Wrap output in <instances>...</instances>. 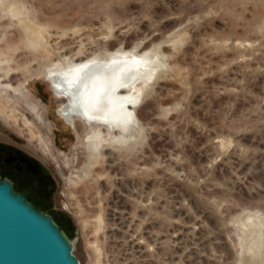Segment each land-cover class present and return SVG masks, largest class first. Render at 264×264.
Here are the masks:
<instances>
[{"label":"rangeland","instance_id":"1","mask_svg":"<svg viewBox=\"0 0 264 264\" xmlns=\"http://www.w3.org/2000/svg\"><path fill=\"white\" fill-rule=\"evenodd\" d=\"M134 49L158 67L98 165L40 68ZM0 60V139L50 169L80 264H264V0H0Z\"/></svg>","mask_w":264,"mask_h":264},{"label":"bare ground","instance_id":"2","mask_svg":"<svg viewBox=\"0 0 264 264\" xmlns=\"http://www.w3.org/2000/svg\"><path fill=\"white\" fill-rule=\"evenodd\" d=\"M12 13L18 15L15 10ZM25 29L34 38L33 42L26 44L27 49L34 46L47 53L48 42L45 41L44 31L31 25L26 26ZM149 52L140 54L136 50H113L84 61L68 57L67 59L63 57L66 60H61L55 59L54 56L44 59L47 66L40 69L43 70L42 73L49 82L52 93L61 98L63 106L60 107L59 114L66 124L73 126L76 120L89 130L86 143L92 154L91 160L98 165L105 162L104 156L111 147L115 150L131 148L130 144L134 136H132L134 111L130 109V105L136 108V95L133 91L138 87L141 88L142 85L132 86L136 82L141 84L147 82L151 72L158 67V63L156 64V60L150 57ZM1 64L2 60H0ZM24 83L25 80L19 84V87ZM260 239L263 242V237ZM259 247L258 242L256 248L254 246L255 251ZM252 250L254 249L250 251Z\"/></svg>","mask_w":264,"mask_h":264},{"label":"water","instance_id":"3","mask_svg":"<svg viewBox=\"0 0 264 264\" xmlns=\"http://www.w3.org/2000/svg\"><path fill=\"white\" fill-rule=\"evenodd\" d=\"M62 227L0 179V264H80Z\"/></svg>","mask_w":264,"mask_h":264},{"label":"flooded vegetation","instance_id":"4","mask_svg":"<svg viewBox=\"0 0 264 264\" xmlns=\"http://www.w3.org/2000/svg\"><path fill=\"white\" fill-rule=\"evenodd\" d=\"M58 115L63 120L59 112ZM0 179L10 182L16 193L49 215L47 208L56 192V181L46 164L32 152L16 142L0 139Z\"/></svg>","mask_w":264,"mask_h":264},{"label":"trees","instance_id":"5","mask_svg":"<svg viewBox=\"0 0 264 264\" xmlns=\"http://www.w3.org/2000/svg\"><path fill=\"white\" fill-rule=\"evenodd\" d=\"M57 225H59V226L61 227V225H60V224H57Z\"/></svg>","mask_w":264,"mask_h":264}]
</instances>
